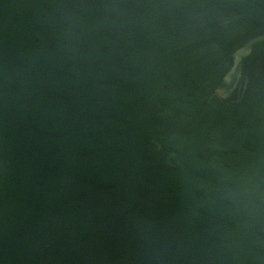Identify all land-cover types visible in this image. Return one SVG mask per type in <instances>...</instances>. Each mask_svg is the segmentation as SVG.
<instances>
[{
    "label": "water",
    "instance_id": "1",
    "mask_svg": "<svg viewBox=\"0 0 264 264\" xmlns=\"http://www.w3.org/2000/svg\"><path fill=\"white\" fill-rule=\"evenodd\" d=\"M0 264H264V0H0Z\"/></svg>",
    "mask_w": 264,
    "mask_h": 264
}]
</instances>
